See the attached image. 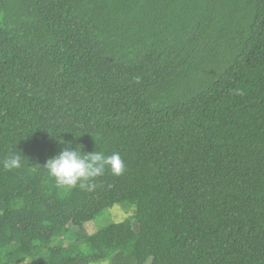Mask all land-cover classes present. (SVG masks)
I'll use <instances>...</instances> for the list:
<instances>
[{"label":"trees","instance_id":"trees-1","mask_svg":"<svg viewBox=\"0 0 264 264\" xmlns=\"http://www.w3.org/2000/svg\"><path fill=\"white\" fill-rule=\"evenodd\" d=\"M68 145L126 171L62 190L43 167ZM17 152L0 264H264V0H0ZM117 204L135 215L86 234Z\"/></svg>","mask_w":264,"mask_h":264},{"label":"clouds","instance_id":"clouds-1","mask_svg":"<svg viewBox=\"0 0 264 264\" xmlns=\"http://www.w3.org/2000/svg\"><path fill=\"white\" fill-rule=\"evenodd\" d=\"M23 159L20 153H12L0 161V165L9 171L20 169L24 166ZM43 168L62 190L79 188L92 191L97 187V178L103 176L106 171H110L113 176H121L126 171V164L118 152L110 155L103 151L87 154L82 148H72L68 145L57 156L48 159Z\"/></svg>","mask_w":264,"mask_h":264},{"label":"rangeland","instance_id":"rangeland-1","mask_svg":"<svg viewBox=\"0 0 264 264\" xmlns=\"http://www.w3.org/2000/svg\"><path fill=\"white\" fill-rule=\"evenodd\" d=\"M127 205L125 204H117L111 208L106 209L99 215L94 221L87 223L84 228L86 231V234L88 235H93L100 231L101 229H104L106 226L111 225L113 223H120L131 216L135 215L136 212V207H126ZM74 231H79L78 228H74ZM73 233H71V236ZM80 241L79 245L83 248L84 244L81 243L83 240L78 239L77 236H72V241L69 240L70 242L77 243V241ZM113 257L105 259L100 262L96 263H90V264H113Z\"/></svg>","mask_w":264,"mask_h":264}]
</instances>
